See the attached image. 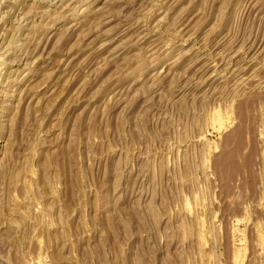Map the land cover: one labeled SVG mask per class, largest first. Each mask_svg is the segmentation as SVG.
<instances>
[{
    "label": "rangeland",
    "instance_id": "rangeland-1",
    "mask_svg": "<svg viewBox=\"0 0 264 264\" xmlns=\"http://www.w3.org/2000/svg\"><path fill=\"white\" fill-rule=\"evenodd\" d=\"M0 264H264V0H0Z\"/></svg>",
    "mask_w": 264,
    "mask_h": 264
}]
</instances>
